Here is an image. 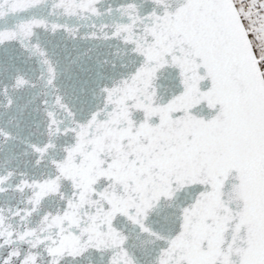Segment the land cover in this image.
<instances>
[{
	"label": "snow or ice",
	"instance_id": "6c2138e0",
	"mask_svg": "<svg viewBox=\"0 0 264 264\" xmlns=\"http://www.w3.org/2000/svg\"><path fill=\"white\" fill-rule=\"evenodd\" d=\"M0 264H264V0H0Z\"/></svg>",
	"mask_w": 264,
	"mask_h": 264
},
{
	"label": "water",
	"instance_id": "95a60500",
	"mask_svg": "<svg viewBox=\"0 0 264 264\" xmlns=\"http://www.w3.org/2000/svg\"><path fill=\"white\" fill-rule=\"evenodd\" d=\"M101 155H97L94 158H90L86 161L87 168L83 172L77 166H73L70 169L72 175H80L82 183L86 186L92 185L96 189L106 184L110 177L105 172V168L108 166L110 157L118 154V150L113 149H101Z\"/></svg>",
	"mask_w": 264,
	"mask_h": 264
}]
</instances>
